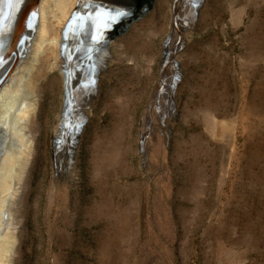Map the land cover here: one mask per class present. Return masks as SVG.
Wrapping results in <instances>:
<instances>
[{
  "label": "rangeland",
  "instance_id": "rangeland-1",
  "mask_svg": "<svg viewBox=\"0 0 264 264\" xmlns=\"http://www.w3.org/2000/svg\"><path fill=\"white\" fill-rule=\"evenodd\" d=\"M171 1L108 45L90 12L41 64L14 264H264V0H201L148 135Z\"/></svg>",
  "mask_w": 264,
  "mask_h": 264
},
{
  "label": "bare ground",
  "instance_id": "bare-ground-1",
  "mask_svg": "<svg viewBox=\"0 0 264 264\" xmlns=\"http://www.w3.org/2000/svg\"><path fill=\"white\" fill-rule=\"evenodd\" d=\"M102 1L104 0H86V2L84 0H0V3L5 2L2 9L5 16L2 15V18L0 16L1 33L4 37H0V264H14L17 255L19 239L14 209L25 187L29 172L32 170V163L37 152V136L33 120L40 106L37 84L41 64L50 57H53L57 64L64 47V31L69 30L76 19L83 18L90 12L95 17L94 26L98 29L99 38L106 43L107 37L103 36L109 21L108 23L105 21L108 15ZM6 3H8L7 7H5ZM200 5L201 0L171 1V29L170 35L163 44L165 52L160 68L161 78L154 95L152 94L151 107H149L150 110L148 109V118H146L145 126L148 127L146 132L148 135H151V132L153 134L156 132L155 134L158 135L159 130L163 128L160 123H157L159 118L163 119L165 115L157 113L161 107V102L158 100L159 97L167 94L162 91L168 88L164 81L170 76L172 58L170 51L177 45L176 42L168 45L170 37L178 36L181 30L179 40H183L184 33L194 28ZM180 14L184 15L183 19L179 18ZM20 40H22L21 44H19ZM104 58L105 54L102 55V59ZM56 64L53 66H57ZM67 65L69 68V64ZM78 71L79 74H83L79 67H73L74 74ZM82 78H85L84 74L74 83L70 82L74 87L69 88L70 92L78 87ZM95 88L96 83L91 82L77 89L83 90L91 102L90 95H93ZM165 98L166 96L163 97ZM85 104L86 107L90 105L87 102ZM173 106L171 109L174 115ZM85 110L82 114L83 118L87 119ZM171 119L174 120L172 117ZM83 124L74 132L78 139ZM57 136L54 135V137ZM142 139L141 148L144 153L148 148L146 143L149 137ZM77 147L78 145L73 146L75 151L72 153V161ZM70 167L71 165L68 166L69 171Z\"/></svg>",
  "mask_w": 264,
  "mask_h": 264
},
{
  "label": "water",
  "instance_id": "water-1",
  "mask_svg": "<svg viewBox=\"0 0 264 264\" xmlns=\"http://www.w3.org/2000/svg\"><path fill=\"white\" fill-rule=\"evenodd\" d=\"M84 1L86 2V0ZM102 2L105 5V10L108 15V18H106L105 21H107V23L109 21L108 25L104 29L103 36L104 38L107 37L105 40L108 45L111 41L123 36L133 23L149 15L155 7L156 0H104ZM4 3H0L1 18L2 15L3 17L5 16L2 13ZM7 6L8 3H6L5 7ZM63 35L65 36V39L69 38V30L67 29L64 31Z\"/></svg>",
  "mask_w": 264,
  "mask_h": 264
}]
</instances>
